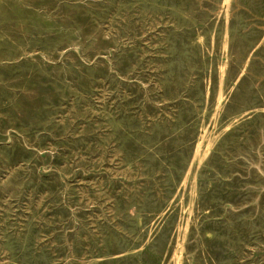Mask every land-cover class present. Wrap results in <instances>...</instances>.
Returning a JSON list of instances; mask_svg holds the SVG:
<instances>
[{
  "label": "rangeland",
  "instance_id": "obj_1",
  "mask_svg": "<svg viewBox=\"0 0 264 264\" xmlns=\"http://www.w3.org/2000/svg\"><path fill=\"white\" fill-rule=\"evenodd\" d=\"M178 255L264 264V0H0V264Z\"/></svg>",
  "mask_w": 264,
  "mask_h": 264
},
{
  "label": "bare ground",
  "instance_id": "obj_2",
  "mask_svg": "<svg viewBox=\"0 0 264 264\" xmlns=\"http://www.w3.org/2000/svg\"><path fill=\"white\" fill-rule=\"evenodd\" d=\"M209 144L210 143H208V145H207V147H206V149H205V151H204V153H203V156H205L206 155V153H207V151H208V148H209ZM199 145H200V143H198V146H197V150H198V147H199ZM197 150H196V152H197ZM191 176V175H190ZM188 204V203H187ZM179 249H182V243H179V247H178ZM176 264H180V256L178 255L177 256V263Z\"/></svg>",
  "mask_w": 264,
  "mask_h": 264
}]
</instances>
